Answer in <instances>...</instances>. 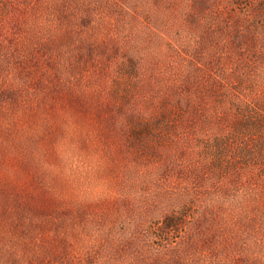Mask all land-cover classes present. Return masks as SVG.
<instances>
[{"label": "rangeland", "instance_id": "374dc122", "mask_svg": "<svg viewBox=\"0 0 264 264\" xmlns=\"http://www.w3.org/2000/svg\"><path fill=\"white\" fill-rule=\"evenodd\" d=\"M0 264H264V0H0Z\"/></svg>", "mask_w": 264, "mask_h": 264}, {"label": "trees", "instance_id": "16d2710c", "mask_svg": "<svg viewBox=\"0 0 264 264\" xmlns=\"http://www.w3.org/2000/svg\"><path fill=\"white\" fill-rule=\"evenodd\" d=\"M175 225H176L175 222H170V223L166 224V227L173 228Z\"/></svg>", "mask_w": 264, "mask_h": 264}]
</instances>
